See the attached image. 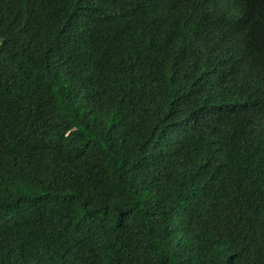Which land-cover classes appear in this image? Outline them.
<instances>
[{
    "label": "trees",
    "instance_id": "16d2710c",
    "mask_svg": "<svg viewBox=\"0 0 264 264\" xmlns=\"http://www.w3.org/2000/svg\"><path fill=\"white\" fill-rule=\"evenodd\" d=\"M0 264H264V0H0Z\"/></svg>",
    "mask_w": 264,
    "mask_h": 264
}]
</instances>
